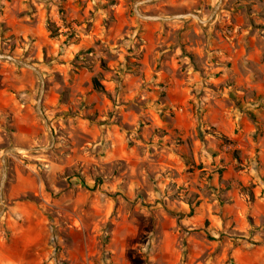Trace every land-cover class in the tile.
Wrapping results in <instances>:
<instances>
[{
    "label": "rangeland",
    "instance_id": "obj_1",
    "mask_svg": "<svg viewBox=\"0 0 264 264\" xmlns=\"http://www.w3.org/2000/svg\"><path fill=\"white\" fill-rule=\"evenodd\" d=\"M136 1L0 0V264H264V0Z\"/></svg>",
    "mask_w": 264,
    "mask_h": 264
},
{
    "label": "water",
    "instance_id": "obj_2",
    "mask_svg": "<svg viewBox=\"0 0 264 264\" xmlns=\"http://www.w3.org/2000/svg\"><path fill=\"white\" fill-rule=\"evenodd\" d=\"M35 1L41 2V3H48L51 0H35ZM153 1L154 0L136 1L133 4V10H134V13L136 14V16L143 19V20H148V21H173V20L188 18V19L195 20L199 25H206V24H209L214 19L216 13L219 10V3L221 0H218V3L213 8L212 12L205 18H201L198 14L193 13V12H182V13L173 14L169 17H163V16H159V15L141 14L137 11V8H136L137 6L149 4ZM0 61H7V62H10V63L17 65L18 67L28 69L35 76L38 77V79H39V90H38V94H37V98H36V102H35V110L43 122V127L46 130V133L48 135L49 142L51 145V143L53 142V134H52L51 129L49 128L47 121L44 119L42 111H41L42 96H43V92H44V83H43V79H42L40 71L36 67H34L33 65H31L25 61H22V60L18 59L17 57H14L13 55H11L9 53L0 52ZM14 151H15V149H5L0 156V163H1V166H0V174H1V176H0V218L3 215L4 207H5V205L3 203V195H4V188H5V181H6V165H7L6 164V156H7V154L12 153Z\"/></svg>",
    "mask_w": 264,
    "mask_h": 264
},
{
    "label": "trees",
    "instance_id": "obj_3",
    "mask_svg": "<svg viewBox=\"0 0 264 264\" xmlns=\"http://www.w3.org/2000/svg\"><path fill=\"white\" fill-rule=\"evenodd\" d=\"M47 29H48V31L50 32V36L53 37V38H55V39L58 38V36L60 35V34L58 33V29L55 28V27H53V24H52V23L47 22ZM61 36L64 37V39H63V41H62V43H61V46H65V45H68L69 43H71V39L73 38L74 33L71 32V31H65L64 33H61ZM0 51H1V50H0ZM92 87H93V89L96 90V91H101V92H103V87H102V85L98 82V80H97L96 78H93V79H92ZM215 136H217L220 140H222V141L225 142V143H228V142H229V141L227 140V138H226L224 135L220 134V133H215ZM220 173H221V172H219V174H220ZM187 203H188V205H189V209H190V212H189V213L192 214L193 209H194L196 203L193 204V203L191 202V200H188Z\"/></svg>",
    "mask_w": 264,
    "mask_h": 264
},
{
    "label": "bare ground",
    "instance_id": "obj_4",
    "mask_svg": "<svg viewBox=\"0 0 264 264\" xmlns=\"http://www.w3.org/2000/svg\"><path fill=\"white\" fill-rule=\"evenodd\" d=\"M19 151H22V150H19Z\"/></svg>",
    "mask_w": 264,
    "mask_h": 264
}]
</instances>
